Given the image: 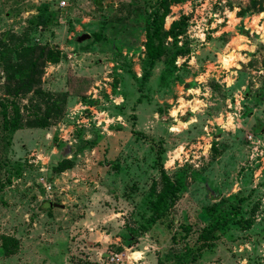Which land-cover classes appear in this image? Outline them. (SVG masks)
<instances>
[{
	"label": "rangeland",
	"instance_id": "rangeland-1",
	"mask_svg": "<svg viewBox=\"0 0 264 264\" xmlns=\"http://www.w3.org/2000/svg\"><path fill=\"white\" fill-rule=\"evenodd\" d=\"M0 40V264H264V0H0Z\"/></svg>",
	"mask_w": 264,
	"mask_h": 264
},
{
	"label": "trees",
	"instance_id": "trees-1",
	"mask_svg": "<svg viewBox=\"0 0 264 264\" xmlns=\"http://www.w3.org/2000/svg\"><path fill=\"white\" fill-rule=\"evenodd\" d=\"M166 2V1H165ZM167 12L162 16L164 20ZM148 55L152 59H158L164 54V50L161 44L157 45L154 42L153 37L147 41ZM6 42L0 40V46L4 47ZM64 53L56 46L48 43L34 44L23 46L18 52L16 59L13 57H3L4 69L6 72V79L4 82L5 93L9 95L18 96L19 94H29L31 92L37 94H43V77L45 74L46 67L49 63H55L62 60ZM62 102L66 103V97H63ZM62 103V104H63ZM51 109L47 111V115L52 112L55 108L61 106L59 98H55L51 104ZM53 109V110H52ZM15 110L18 112L17 116L12 120L9 118L7 107H4V118L6 129H18L22 127V120L19 113V107L15 104ZM36 115L35 118H37ZM37 121H29V126H40L45 127L48 125V117H38ZM24 125V124H23ZM64 161V160H63ZM166 176V175H165ZM170 178V177H168ZM166 182L169 184L168 189L174 188L173 183H170L169 179ZM163 196H160L162 199ZM213 228V227H212ZM212 230V229H208ZM8 240H16L14 237H5ZM7 243V242H6ZM5 248H7L5 246ZM7 253H13L12 249H6Z\"/></svg>",
	"mask_w": 264,
	"mask_h": 264
},
{
	"label": "water",
	"instance_id": "water-1",
	"mask_svg": "<svg viewBox=\"0 0 264 264\" xmlns=\"http://www.w3.org/2000/svg\"><path fill=\"white\" fill-rule=\"evenodd\" d=\"M91 34L89 33H84L79 37V41H82L84 39L90 38Z\"/></svg>",
	"mask_w": 264,
	"mask_h": 264
},
{
	"label": "built area",
	"instance_id": "built-area-1",
	"mask_svg": "<svg viewBox=\"0 0 264 264\" xmlns=\"http://www.w3.org/2000/svg\"><path fill=\"white\" fill-rule=\"evenodd\" d=\"M63 4H66V1H63Z\"/></svg>",
	"mask_w": 264,
	"mask_h": 264
}]
</instances>
